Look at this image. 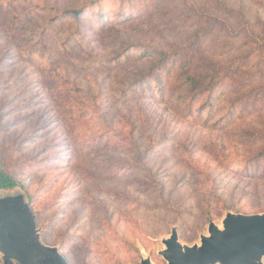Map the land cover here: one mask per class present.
<instances>
[{"label":"rangeland","instance_id":"374dc122","mask_svg":"<svg viewBox=\"0 0 264 264\" xmlns=\"http://www.w3.org/2000/svg\"><path fill=\"white\" fill-rule=\"evenodd\" d=\"M0 167L69 264L263 213L264 0H0Z\"/></svg>","mask_w":264,"mask_h":264},{"label":"water","instance_id":"95a60500","mask_svg":"<svg viewBox=\"0 0 264 264\" xmlns=\"http://www.w3.org/2000/svg\"><path fill=\"white\" fill-rule=\"evenodd\" d=\"M159 253L166 264H264V212L226 213L221 225L209 221L199 245H183L173 229ZM2 264H69L57 247L41 242L36 217L24 195L0 198ZM140 264H152L149 258Z\"/></svg>","mask_w":264,"mask_h":264},{"label":"trees","instance_id":"16d2710c","mask_svg":"<svg viewBox=\"0 0 264 264\" xmlns=\"http://www.w3.org/2000/svg\"><path fill=\"white\" fill-rule=\"evenodd\" d=\"M72 15L75 19H82L83 12L81 10H67L64 15ZM18 186V182L8 170L0 167V191L10 190Z\"/></svg>","mask_w":264,"mask_h":264}]
</instances>
